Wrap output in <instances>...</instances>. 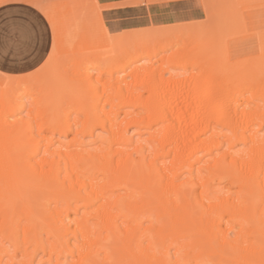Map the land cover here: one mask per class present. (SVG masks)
Segmentation results:
<instances>
[{"label": "bare ground", "instance_id": "1", "mask_svg": "<svg viewBox=\"0 0 264 264\" xmlns=\"http://www.w3.org/2000/svg\"><path fill=\"white\" fill-rule=\"evenodd\" d=\"M202 1L141 31L54 8L53 63L0 76V264H264V0Z\"/></svg>", "mask_w": 264, "mask_h": 264}, {"label": "snow or ice", "instance_id": "2", "mask_svg": "<svg viewBox=\"0 0 264 264\" xmlns=\"http://www.w3.org/2000/svg\"><path fill=\"white\" fill-rule=\"evenodd\" d=\"M2 2L3 0H0V3ZM111 6L104 0H96L95 3L86 5L85 7L90 10L89 24L103 31L104 12ZM28 7L34 10L31 17L21 16L18 22L14 21L10 26L0 24V76L7 77L13 71H24L16 65L29 62H32L30 66L33 70L26 72V75L37 76L43 73L58 55L64 35L57 20L49 11L51 6L31 0ZM133 7H141V5H133ZM190 7L196 12L203 9L206 13L208 10L207 4H199L195 0Z\"/></svg>", "mask_w": 264, "mask_h": 264}, {"label": "rangeland", "instance_id": "3", "mask_svg": "<svg viewBox=\"0 0 264 264\" xmlns=\"http://www.w3.org/2000/svg\"><path fill=\"white\" fill-rule=\"evenodd\" d=\"M28 0H3L0 3V7L6 4L11 3H23L28 5L31 1ZM55 1V2H54ZM64 1V2H63ZM74 1V2H73ZM42 0L41 2H45L47 5H50L49 11L51 13L61 14L64 12L68 6L72 7L74 4L85 3L93 4L96 0ZM81 1V2H80ZM35 2H39V0H35ZM72 2V4H70ZM104 2L108 5H112L105 12L114 14L117 20H123L124 25L127 26L130 31H141V29H149L152 26H180V25H189L190 23L201 21L204 19V11L201 9L199 12L194 11L190 5L193 3V0H178L174 3V6L162 4V5H152V0H104ZM195 2L199 4H205L202 0H195ZM67 3V4H66ZM59 4L60 6H58ZM70 4V5H68ZM72 5V6H71ZM127 5V7H124ZM133 5H141V7H133ZM146 5V10H142ZM151 5V8H149ZM52 6H56L53 7ZM62 6V7H61ZM58 7V8H57ZM60 7V8H59ZM65 9H64V8ZM55 8V9H54ZM63 9L62 11L59 9ZM53 9L56 10L53 12ZM59 11V12H58ZM192 14H196L195 16ZM189 22V23H187ZM169 27V26H168ZM50 31V30H49ZM51 51V49H50ZM9 77H20L24 75H8ZM23 102L28 106L31 104V99L29 97H25ZM26 110H22L17 112L12 116L13 119L26 117ZM132 132V131H131ZM86 140H90L89 137H86ZM92 145V144H91Z\"/></svg>", "mask_w": 264, "mask_h": 264}, {"label": "crops", "instance_id": "4", "mask_svg": "<svg viewBox=\"0 0 264 264\" xmlns=\"http://www.w3.org/2000/svg\"><path fill=\"white\" fill-rule=\"evenodd\" d=\"M34 10L30 9L28 5L23 3H11L6 4L0 7V24L5 26H10L14 21L18 22V18L21 16H29L33 15ZM50 35V31H49ZM49 47V51H50ZM32 62L28 64H19L16 67L24 69V71H13L9 75L17 76V75H26V72L32 71V67L30 66Z\"/></svg>", "mask_w": 264, "mask_h": 264}]
</instances>
